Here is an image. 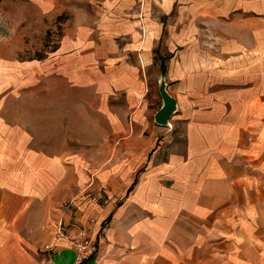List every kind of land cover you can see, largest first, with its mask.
Here are the masks:
<instances>
[{"label": "rangeland", "instance_id": "374dc122", "mask_svg": "<svg viewBox=\"0 0 264 264\" xmlns=\"http://www.w3.org/2000/svg\"><path fill=\"white\" fill-rule=\"evenodd\" d=\"M0 66L22 155L52 154L61 184L119 202L151 141L161 161L180 145L190 99L264 75V0H0ZM161 75L179 101L162 127Z\"/></svg>", "mask_w": 264, "mask_h": 264}, {"label": "crops", "instance_id": "0c3cea01", "mask_svg": "<svg viewBox=\"0 0 264 264\" xmlns=\"http://www.w3.org/2000/svg\"><path fill=\"white\" fill-rule=\"evenodd\" d=\"M235 72L232 86L189 100L167 160L149 143L119 202L61 184L52 154L22 155L0 103V264H76L57 219L89 228L96 251L81 264H264V75Z\"/></svg>", "mask_w": 264, "mask_h": 264}, {"label": "built area", "instance_id": "2783aa9c", "mask_svg": "<svg viewBox=\"0 0 264 264\" xmlns=\"http://www.w3.org/2000/svg\"><path fill=\"white\" fill-rule=\"evenodd\" d=\"M54 233L62 238L74 251L76 264L83 263L96 251V245L92 239L89 228L83 227L79 231L73 232L68 229L61 219H57L54 224Z\"/></svg>", "mask_w": 264, "mask_h": 264}, {"label": "water", "instance_id": "95a60500", "mask_svg": "<svg viewBox=\"0 0 264 264\" xmlns=\"http://www.w3.org/2000/svg\"><path fill=\"white\" fill-rule=\"evenodd\" d=\"M158 92L161 97V106L154 114V121L159 126L169 125V119L178 110V103L167 89V83L163 75L158 82Z\"/></svg>", "mask_w": 264, "mask_h": 264}, {"label": "trees", "instance_id": "16d2710c", "mask_svg": "<svg viewBox=\"0 0 264 264\" xmlns=\"http://www.w3.org/2000/svg\"><path fill=\"white\" fill-rule=\"evenodd\" d=\"M164 68H165V67L162 65L161 69L164 70Z\"/></svg>", "mask_w": 264, "mask_h": 264}]
</instances>
